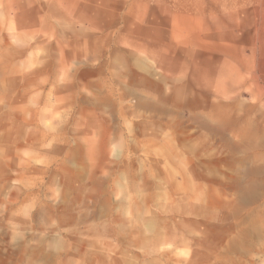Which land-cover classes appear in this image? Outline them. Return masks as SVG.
Masks as SVG:
<instances>
[{
    "label": "rangeland",
    "instance_id": "obj_1",
    "mask_svg": "<svg viewBox=\"0 0 264 264\" xmlns=\"http://www.w3.org/2000/svg\"><path fill=\"white\" fill-rule=\"evenodd\" d=\"M0 264H264V0H0Z\"/></svg>",
    "mask_w": 264,
    "mask_h": 264
}]
</instances>
